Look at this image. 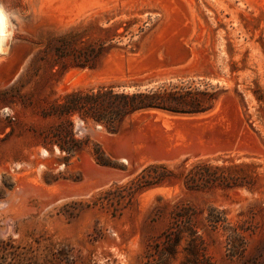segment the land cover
<instances>
[{"label": "rangeland", "instance_id": "rangeland-1", "mask_svg": "<svg viewBox=\"0 0 264 264\" xmlns=\"http://www.w3.org/2000/svg\"><path fill=\"white\" fill-rule=\"evenodd\" d=\"M5 3L23 23L0 63V108L14 113L0 118V264H152L181 210L213 264H264V0ZM102 86L172 93L195 113L144 111L118 133L76 115L91 144L66 164L43 114ZM97 145L117 168L96 163ZM151 164L170 179L107 204Z\"/></svg>", "mask_w": 264, "mask_h": 264}, {"label": "trees", "instance_id": "trees-1", "mask_svg": "<svg viewBox=\"0 0 264 264\" xmlns=\"http://www.w3.org/2000/svg\"><path fill=\"white\" fill-rule=\"evenodd\" d=\"M186 102L184 98L175 94L153 90L126 93L102 86L97 91L72 92L65 95L61 101L55 102L43 114L45 118H53L60 122L47 134L45 147L50 151L57 147L60 153L65 155L62 161L68 164L73 157L81 154L91 144L89 137L77 138L73 120L76 115L84 123L92 120L94 124L104 126L110 133H118L127 119L144 111L195 113L186 110L188 107ZM94 158L100 166L117 168L99 145L94 150ZM160 169L165 172H160ZM169 173L172 172L167 166L151 164L126 185H116V192L113 189L106 191L107 204H129L147 191L162 186L170 179ZM100 205L105 203L101 202ZM191 218L188 210H181L176 214L173 224L150 251L147 257L150 263L153 264L155 260L159 262L158 264H168L180 253L182 243L185 241L187 247H184L183 251L186 256L182 264H213L201 237L190 223Z\"/></svg>", "mask_w": 264, "mask_h": 264}, {"label": "clouds", "instance_id": "clouds-1", "mask_svg": "<svg viewBox=\"0 0 264 264\" xmlns=\"http://www.w3.org/2000/svg\"><path fill=\"white\" fill-rule=\"evenodd\" d=\"M22 23L20 15L10 9L5 0H0V63H4L9 57ZM9 116H14L10 107L0 108V118Z\"/></svg>", "mask_w": 264, "mask_h": 264}]
</instances>
